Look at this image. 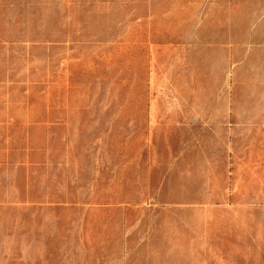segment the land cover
<instances>
[{
    "label": "rangeland",
    "instance_id": "1",
    "mask_svg": "<svg viewBox=\"0 0 264 264\" xmlns=\"http://www.w3.org/2000/svg\"><path fill=\"white\" fill-rule=\"evenodd\" d=\"M0 264H264V0H0Z\"/></svg>",
    "mask_w": 264,
    "mask_h": 264
}]
</instances>
